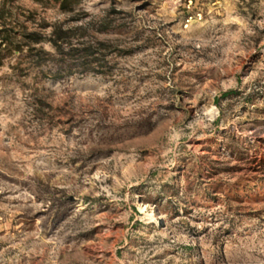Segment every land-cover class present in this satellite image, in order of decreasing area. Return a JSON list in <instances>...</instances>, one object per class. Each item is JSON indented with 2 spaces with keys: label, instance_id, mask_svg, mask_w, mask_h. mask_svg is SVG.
<instances>
[{
  "label": "rangeland",
  "instance_id": "obj_1",
  "mask_svg": "<svg viewBox=\"0 0 264 264\" xmlns=\"http://www.w3.org/2000/svg\"><path fill=\"white\" fill-rule=\"evenodd\" d=\"M1 5L106 55L1 58L0 264H264V0Z\"/></svg>",
  "mask_w": 264,
  "mask_h": 264
},
{
  "label": "trees",
  "instance_id": "obj_2",
  "mask_svg": "<svg viewBox=\"0 0 264 264\" xmlns=\"http://www.w3.org/2000/svg\"><path fill=\"white\" fill-rule=\"evenodd\" d=\"M16 8L10 5L6 8L3 5L0 6V61L1 58L14 52L15 49L22 52L26 46L31 51L36 49L34 44L47 40L57 54H65L55 71L57 74H60L61 70L70 74L75 69L100 72L99 60L106 55L103 51L105 42L97 38L93 40L86 37L87 27L84 24L63 27L60 23L53 24L50 33L45 34L38 29L28 28L27 24L20 20L21 18L15 12ZM20 11L23 13V10ZM107 17L108 15L99 20L96 29L100 31L111 30L109 27L111 21ZM46 25L42 23L41 27ZM38 49L42 50V48ZM117 49L119 54L129 53V50L126 51L124 48L117 47Z\"/></svg>",
  "mask_w": 264,
  "mask_h": 264
}]
</instances>
